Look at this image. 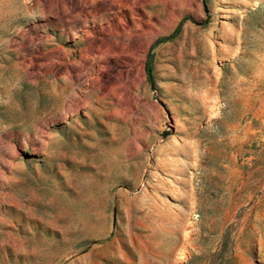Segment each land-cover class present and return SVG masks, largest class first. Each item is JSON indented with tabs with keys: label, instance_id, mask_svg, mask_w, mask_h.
<instances>
[{
	"label": "rangeland",
	"instance_id": "1",
	"mask_svg": "<svg viewBox=\"0 0 264 264\" xmlns=\"http://www.w3.org/2000/svg\"><path fill=\"white\" fill-rule=\"evenodd\" d=\"M0 264H264V0H0Z\"/></svg>",
	"mask_w": 264,
	"mask_h": 264
},
{
	"label": "trees",
	"instance_id": "2",
	"mask_svg": "<svg viewBox=\"0 0 264 264\" xmlns=\"http://www.w3.org/2000/svg\"><path fill=\"white\" fill-rule=\"evenodd\" d=\"M178 29H179V25H178V27L170 35H168L166 37L158 38L155 41V43H158V42H161V41H164L166 39H170V38L174 37L176 35ZM151 48L148 51V54H147L148 55V58H147V60L145 62V69H146V71L148 73V77H149L150 80H152V74H151V70H152V54H151Z\"/></svg>",
	"mask_w": 264,
	"mask_h": 264
}]
</instances>
